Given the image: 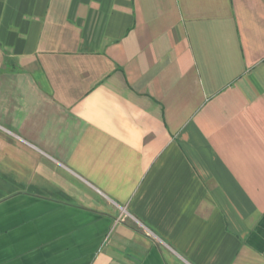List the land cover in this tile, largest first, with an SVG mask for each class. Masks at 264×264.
<instances>
[{"label": "crops", "instance_id": "obj_1", "mask_svg": "<svg viewBox=\"0 0 264 264\" xmlns=\"http://www.w3.org/2000/svg\"><path fill=\"white\" fill-rule=\"evenodd\" d=\"M0 264H264V0H0Z\"/></svg>", "mask_w": 264, "mask_h": 264}]
</instances>
